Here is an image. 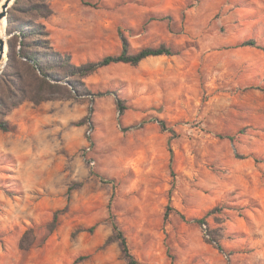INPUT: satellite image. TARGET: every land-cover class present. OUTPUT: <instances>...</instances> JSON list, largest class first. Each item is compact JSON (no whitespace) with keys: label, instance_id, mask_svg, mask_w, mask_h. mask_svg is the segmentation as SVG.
Segmentation results:
<instances>
[{"label":"rangeland","instance_id":"rangeland-1","mask_svg":"<svg viewBox=\"0 0 264 264\" xmlns=\"http://www.w3.org/2000/svg\"><path fill=\"white\" fill-rule=\"evenodd\" d=\"M10 20L44 24L74 64L123 35L176 53L6 115L0 264H128L113 220L139 264H264V0H22L20 47Z\"/></svg>","mask_w":264,"mask_h":264},{"label":"trees","instance_id":"trees-1","mask_svg":"<svg viewBox=\"0 0 264 264\" xmlns=\"http://www.w3.org/2000/svg\"><path fill=\"white\" fill-rule=\"evenodd\" d=\"M22 0H15L18 4ZM46 8L42 17H49L53 14L49 4L44 3ZM16 30L19 35V46L13 40L8 41V62L4 71L0 74V129L7 131L9 123L5 119L6 115L21 105L24 101L30 100L40 103L45 100L56 98L60 95V90L66 88L62 82L74 84L77 78H83L92 74L101 67L113 63H129L138 65L150 56L174 55L176 52L169 46H147L138 51H131L128 39L122 36V50L118 54L106 55L96 61H88L83 64H74L67 54H61L51 44L50 32L44 24L36 26L12 27L9 22L8 32ZM16 34V33H15ZM18 42V41H17ZM254 39L246 40L243 45H255ZM73 78V79H72ZM117 105L121 113L126 109L123 100L118 97ZM160 125L165 129L166 124L159 120ZM170 161H173V150L170 148ZM57 218L55 217L54 223ZM200 221L205 222L204 219ZM115 236L120 240L122 250L128 258V264H139L136 256L129 248L127 238L119 224L113 220ZM217 247L224 251L223 245L218 242Z\"/></svg>","mask_w":264,"mask_h":264},{"label":"water","instance_id":"water-1","mask_svg":"<svg viewBox=\"0 0 264 264\" xmlns=\"http://www.w3.org/2000/svg\"><path fill=\"white\" fill-rule=\"evenodd\" d=\"M15 2V0H4L3 5H2V10L0 12V19H2L3 17L7 18L8 15V9L10 8V6ZM7 46L8 49V40L6 39H0V61L3 59L4 54H6V57L8 59V55H7V51L5 53V48ZM7 59L6 62L4 64V66H0V74L4 71L6 64H7Z\"/></svg>","mask_w":264,"mask_h":264},{"label":"bare ground","instance_id":"bare-ground-1","mask_svg":"<svg viewBox=\"0 0 264 264\" xmlns=\"http://www.w3.org/2000/svg\"><path fill=\"white\" fill-rule=\"evenodd\" d=\"M4 0H1L0 2V12L2 10V5H3ZM7 18L3 17L2 19H0V39H6L8 40V33H7ZM7 51V46L5 48V53ZM6 54H4L3 59L0 61V66H4L5 62H6Z\"/></svg>","mask_w":264,"mask_h":264}]
</instances>
